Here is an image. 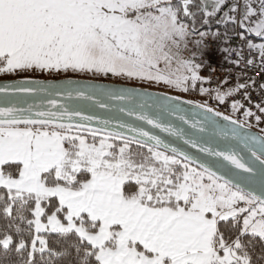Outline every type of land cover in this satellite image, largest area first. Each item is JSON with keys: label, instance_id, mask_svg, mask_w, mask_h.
<instances>
[{"label": "snow or ice", "instance_id": "obj_1", "mask_svg": "<svg viewBox=\"0 0 264 264\" xmlns=\"http://www.w3.org/2000/svg\"><path fill=\"white\" fill-rule=\"evenodd\" d=\"M210 22L264 65V0H0V76L194 92L212 84L197 62ZM255 86L198 91L251 103ZM243 115L79 79L0 83V264H264V135L247 131L261 116Z\"/></svg>", "mask_w": 264, "mask_h": 264}, {"label": "built area", "instance_id": "obj_2", "mask_svg": "<svg viewBox=\"0 0 264 264\" xmlns=\"http://www.w3.org/2000/svg\"><path fill=\"white\" fill-rule=\"evenodd\" d=\"M220 25L222 26L221 29H216L211 33L207 30H202L207 32L208 35L204 37V43L199 50L197 62L202 65L200 74L205 77L210 76L212 78V84L200 86L214 88L218 81H223L224 79H228L229 86H234L237 81L240 83H251V80L254 79L256 81V86L248 89L251 103L244 100L242 94L230 97L225 104H219L217 101L209 99L207 96H204V101L216 110L223 112L225 115L232 116L233 119L241 122L245 121L243 113L248 110V108H251L256 115L261 116V120L257 122L255 116H253L247 118V122L251 124L252 129L264 134V132H262V130H264V114L260 113L255 107V104L261 103L262 99H264V92H262L259 87L260 84H264V65L261 64L258 53L250 52L246 47L244 41H242L237 34V29L231 24L227 26L223 24ZM217 32H219V35H215ZM225 33H227V35H225ZM196 39H199V37L197 36ZM240 49H243V52L238 56L237 53ZM237 59L240 60L239 64L234 63ZM248 59L254 60V64H246ZM233 99H240L245 107L233 113L230 107V102ZM262 106H264V104H262Z\"/></svg>", "mask_w": 264, "mask_h": 264}, {"label": "water", "instance_id": "obj_3", "mask_svg": "<svg viewBox=\"0 0 264 264\" xmlns=\"http://www.w3.org/2000/svg\"><path fill=\"white\" fill-rule=\"evenodd\" d=\"M25 78H28V77H18V78H12V79H0V83H4V82H11L13 80H16V79H25ZM28 79H34V80H42V81H51V82H59V81H62L64 79H79V80H82V81H85V82H88V83H100V84H111V85H115L117 87H136V88H139L140 90L142 91H149V92H156V93H161V94H167V95H171V96H174L172 94H169V93H166V92H163V91H159V90H155V89H152V88H147V87H143V86H137V85H130V84H126V83H121V82H113V81H101V80H95V79H88V78H78V77H60V78H28ZM29 100V102H32V98H27ZM58 99H61V103H68L66 101H64L62 98H59ZM184 100V99H182ZM35 102H39V100L37 99ZM73 104H75L76 102H71ZM96 114L97 115H103V111L102 110H95ZM91 114V113H89ZM222 123L226 124L227 122L226 121H222ZM93 126H96L95 124H93ZM146 128H150V126H147L145 125ZM152 131H157L155 129H152ZM247 131H249V133L251 135H256V136H259V135H264L263 133L259 132V131H256L252 128L248 129ZM157 134L161 135L162 137H166V134L165 133H159L157 131ZM181 142L177 141V144H180ZM186 150H188L189 152H191L192 154L194 155H198V152L197 150L195 149H191V148H186Z\"/></svg>", "mask_w": 264, "mask_h": 264}, {"label": "rangeland", "instance_id": "obj_4", "mask_svg": "<svg viewBox=\"0 0 264 264\" xmlns=\"http://www.w3.org/2000/svg\"><path fill=\"white\" fill-rule=\"evenodd\" d=\"M47 72L45 73H39V72H29V73H25L24 77H28V78H38L39 75H43L41 78H46V76H44ZM49 74V73H47ZM53 73H51L50 75H52ZM54 75H58L60 77H78V78H90V79H95V80H101V81H113V82H121V83H126V84H130V85H137V86H143L141 84H139L140 81H129V80H124V79H118V78H112V79H108V78H101V77H96V76H93L92 74L88 73V74H76V73H67V74H64V73H60V74H56L54 73ZM18 78V77H17ZM143 83H148V82H143ZM143 87H147V86H143ZM152 87V86H151ZM151 87H147V88H151ZM152 89H155V88H152ZM155 90H159V91H163V92H166V93H169V94H172L174 96H179L181 99H184V100H193V101H197V102H204V96L200 95L199 93H191V92H188V93H184V92H180V91H174V89H167V90H164V89H155Z\"/></svg>", "mask_w": 264, "mask_h": 264}, {"label": "trees", "instance_id": "obj_5", "mask_svg": "<svg viewBox=\"0 0 264 264\" xmlns=\"http://www.w3.org/2000/svg\"><path fill=\"white\" fill-rule=\"evenodd\" d=\"M198 27H199V25H198ZM222 28V26L220 25V24H217V23H215V22H210V25L209 26H203V27H201L200 28V30L202 31V30H207L208 32H213V31H215L216 29H221ZM25 75L24 74H22V75H17V76H12V75H2V76H0V79H12V78H17V77H20V78H22V77H24ZM43 75H39L38 76V78H41ZM44 76H46L47 78H60V76H58V75H54V73L52 74V75H50V74H45ZM63 77V76H62ZM139 84H141V85H143V86H147V87H151V88H155V89H164V90H167V89H171V87L170 86H165V85H157V84H153V83H143V82H139ZM199 87H200V85L198 84L197 85V91H190L191 93H199V91H198V89H199ZM174 91H178V90H175L174 89Z\"/></svg>", "mask_w": 264, "mask_h": 264}]
</instances>
